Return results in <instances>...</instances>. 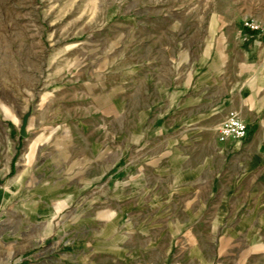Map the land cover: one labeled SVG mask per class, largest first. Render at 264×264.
<instances>
[{
	"label": "rangeland",
	"instance_id": "374dc122",
	"mask_svg": "<svg viewBox=\"0 0 264 264\" xmlns=\"http://www.w3.org/2000/svg\"><path fill=\"white\" fill-rule=\"evenodd\" d=\"M245 20L264 0H0V261L264 264V219L204 211L155 133Z\"/></svg>",
	"mask_w": 264,
	"mask_h": 264
},
{
	"label": "crops",
	"instance_id": "0c3cea01",
	"mask_svg": "<svg viewBox=\"0 0 264 264\" xmlns=\"http://www.w3.org/2000/svg\"><path fill=\"white\" fill-rule=\"evenodd\" d=\"M221 44L214 56L202 57L193 80L158 99L170 105L171 119L155 133H169L176 150L186 144L187 156L172 157V169L181 171L204 211L216 200L218 218H250L251 225L264 219V34L233 30ZM230 111L248 123L249 135L221 142L219 127Z\"/></svg>",
	"mask_w": 264,
	"mask_h": 264
},
{
	"label": "built area",
	"instance_id": "2783aa9c",
	"mask_svg": "<svg viewBox=\"0 0 264 264\" xmlns=\"http://www.w3.org/2000/svg\"><path fill=\"white\" fill-rule=\"evenodd\" d=\"M244 27L264 34V25L254 20H245ZM248 135V123L245 122L236 111H230L219 127L218 137L221 142H226L228 140H243L247 138ZM0 264H17V262L8 260L0 261Z\"/></svg>",
	"mask_w": 264,
	"mask_h": 264
}]
</instances>
